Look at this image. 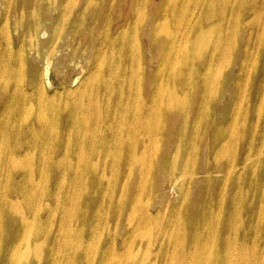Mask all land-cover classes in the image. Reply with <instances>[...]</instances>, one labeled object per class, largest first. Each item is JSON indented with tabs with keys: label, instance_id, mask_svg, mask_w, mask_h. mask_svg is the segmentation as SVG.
Here are the masks:
<instances>
[{
	"label": "rangeland",
	"instance_id": "374dc122",
	"mask_svg": "<svg viewBox=\"0 0 264 264\" xmlns=\"http://www.w3.org/2000/svg\"><path fill=\"white\" fill-rule=\"evenodd\" d=\"M0 264H264V0H0Z\"/></svg>",
	"mask_w": 264,
	"mask_h": 264
}]
</instances>
